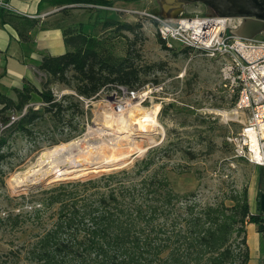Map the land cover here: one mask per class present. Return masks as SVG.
Here are the masks:
<instances>
[{
    "label": "trees",
    "instance_id": "16d2710c",
    "mask_svg": "<svg viewBox=\"0 0 264 264\" xmlns=\"http://www.w3.org/2000/svg\"><path fill=\"white\" fill-rule=\"evenodd\" d=\"M0 22L16 31L24 50L32 45L30 32L39 20L2 10ZM95 24L108 35L87 34L82 23L62 28L68 51L42 58L38 69L47 79L42 88L24 81L13 88L14 99L0 93L1 176L3 163L12 156L11 141L18 136L30 138L45 117L54 125H66L76 113H83L80 99L90 101L118 87L129 92L144 87L146 72L131 52L136 40L125 34L134 36L141 26L114 18ZM158 43L165 48L160 39ZM53 83L71 89L79 100L72 94L58 99L48 88ZM152 151L132 172L65 182L44 192L30 215L39 225L38 232L21 246L1 252L0 264H248L245 228L255 225L264 241V215L259 206L257 213L250 212L247 188H231L215 202L200 203L195 192L180 195L160 167L152 168L163 157ZM261 172L258 198L264 192ZM46 209H53L48 225H44ZM15 216L21 223L22 214Z\"/></svg>",
    "mask_w": 264,
    "mask_h": 264
},
{
    "label": "rangeland",
    "instance_id": "374dc122",
    "mask_svg": "<svg viewBox=\"0 0 264 264\" xmlns=\"http://www.w3.org/2000/svg\"><path fill=\"white\" fill-rule=\"evenodd\" d=\"M118 2L133 10L157 15H163L161 7H168L164 0H119ZM166 10L169 12L171 9ZM196 11L206 14L200 4H190L184 8L185 14ZM86 12L83 13L82 19L77 17L72 18V21L81 19L80 21L84 23L83 31L94 36L108 35L109 32L102 34L99 27L95 29L94 26L89 25L88 21L96 22L114 18L120 22L141 26L140 31L134 36L125 34L129 40H136L131 52L138 56L135 63L142 66L146 72L142 77L144 89L140 94H146L148 91L151 93L147 94L148 97L146 96L141 102L133 100L128 105L138 103L145 109L158 107L156 120L162 135H156L155 142L146 138L132 139L138 145L141 143L139 146L144 151L130 156L126 166L96 170L77 179L53 175L45 179L46 181L50 179L47 183L53 184L36 189L34 188L45 180L16 185L15 177L32 167L43 152L55 146L75 142L83 149L89 145H101L105 148V144L119 138L112 132L104 134V137L99 136L101 130L106 129L101 124L100 118L112 112L118 118L120 114L124 116L123 118L128 115V105L120 109V113L115 111L116 101L122 99L124 102L130 99L126 92L103 91L88 101L79 100L66 86L57 83L49 84L48 88L58 99L62 95H74L81 102L80 108L83 113H76L74 119L68 120L66 125H54L51 118L47 116L37 125L30 138L18 136L13 142L11 141L12 156L3 163L1 167L3 175H0V253L15 249L33 239L39 225L30 219V215L37 207V202L43 198L44 192L65 182L76 180L84 182L102 175L123 171L132 172L151 150H153L152 155L163 156L152 168L160 167L170 181L172 189L180 195L195 192L198 202L212 203L231 188L237 190L247 188L248 190L249 187H256L258 197L257 183L262 177L261 169L243 160L234 159L231 147L226 141L231 131L239 130V125L233 124L229 127L220 117L208 114L210 110L229 107L231 104L227 89L219 85V66L198 52L182 48L177 44L172 50L163 48L158 43L155 25L148 17L96 12L92 13L87 20ZM36 77V84L40 89L46 84L47 79L43 75H36ZM159 84H163L162 91L146 87ZM33 98V101H38L37 97ZM121 142L124 147L131 146L129 141L122 139ZM67 179L72 180L64 181ZM59 181L64 182L57 183ZM251 203V209L256 211L254 201ZM18 213L22 214L21 223H18V217L15 216ZM52 213L53 209L45 210L44 225L52 221ZM246 235L249 243L252 244L253 235L250 231L246 232ZM262 248L264 251V241H262ZM259 264H264V256Z\"/></svg>",
    "mask_w": 264,
    "mask_h": 264
},
{
    "label": "built area",
    "instance_id": "2783aa9c",
    "mask_svg": "<svg viewBox=\"0 0 264 264\" xmlns=\"http://www.w3.org/2000/svg\"><path fill=\"white\" fill-rule=\"evenodd\" d=\"M118 1L82 4L81 7L102 13L148 17L167 50H172L177 44L215 62L219 66V85L227 89L231 104L210 110L208 114L220 117L229 127L239 125V130L231 131L226 138L232 157L264 171V30L255 38L245 40L234 35L243 22L242 18L200 14L197 11L185 14L183 9L177 18L172 19L170 16L136 11ZM146 87L163 90V84ZM141 90L129 92L122 87L115 89L114 93L123 91L130 96L124 102L122 99L116 101L115 111H119V107L124 109L130 101L141 102L151 93L148 91L141 95Z\"/></svg>",
    "mask_w": 264,
    "mask_h": 264
},
{
    "label": "crops",
    "instance_id": "0c3cea01",
    "mask_svg": "<svg viewBox=\"0 0 264 264\" xmlns=\"http://www.w3.org/2000/svg\"><path fill=\"white\" fill-rule=\"evenodd\" d=\"M82 4H59L57 0H0V13L2 10L13 14L26 16L39 20L30 36L32 45L24 50L19 42L16 31L8 24L0 22V93L14 99L13 88H20L24 81L33 83L37 88L36 75H43L38 67L44 56H58L68 50L63 41L62 28L84 24L80 20L86 12ZM64 10V11H63ZM87 20L96 11L89 10ZM96 15V14H95ZM81 18L72 21V18ZM89 25L96 26L95 22ZM256 187L248 189V203L250 212H258V197ZM254 201L256 211L251 209ZM246 232L250 231L254 237L253 243H249L246 235V243L249 250L248 264H259L264 256L262 237L257 232L256 226L246 225Z\"/></svg>",
    "mask_w": 264,
    "mask_h": 264
},
{
    "label": "bare ground",
    "instance_id": "6f19581e",
    "mask_svg": "<svg viewBox=\"0 0 264 264\" xmlns=\"http://www.w3.org/2000/svg\"><path fill=\"white\" fill-rule=\"evenodd\" d=\"M128 106V115L125 118L121 114L120 118H118L113 112L106 113L100 118L101 124L106 129H102L99 136L104 137V134L112 132L113 134H117L119 139L113 142L109 141L110 143L105 144V148L101 145H89L83 149L80 147V144L75 142L55 146L43 152L32 167L18 174L14 179V183L21 186L28 182L43 181L53 175L77 179L94 171L96 172V170L126 166L130 161V156L144 151L139 146L141 143L138 145L132 139L146 138L155 142L156 135H162V131L156 120L158 107L145 109L140 104L138 105V103ZM121 108L119 107V113ZM122 139L126 142H131V146H122L123 142L120 143ZM100 141L103 140L100 139ZM49 181L45 180L44 182Z\"/></svg>",
    "mask_w": 264,
    "mask_h": 264
},
{
    "label": "water",
    "instance_id": "95a60500",
    "mask_svg": "<svg viewBox=\"0 0 264 264\" xmlns=\"http://www.w3.org/2000/svg\"><path fill=\"white\" fill-rule=\"evenodd\" d=\"M112 2L115 0H106ZM120 1H135V0H120ZM180 1L190 3H201L209 8L217 16L229 17V18H242L243 22L241 26L234 32V35L238 38L251 40L260 35L264 30V0H168V7L166 9H174L170 18L175 19L181 13ZM6 122V118L2 119V124ZM68 181V180H64ZM64 181H59L61 183ZM53 184L42 182L36 188H41L46 185ZM259 211L264 214V192L260 194L258 198Z\"/></svg>",
    "mask_w": 264,
    "mask_h": 264
},
{
    "label": "flooded vegetation",
    "instance_id": "af4514ba",
    "mask_svg": "<svg viewBox=\"0 0 264 264\" xmlns=\"http://www.w3.org/2000/svg\"><path fill=\"white\" fill-rule=\"evenodd\" d=\"M179 1V0H178ZM164 2L166 3V5L168 4V0H164ZM181 6L180 8L183 10L186 6H189L190 4H195V3H190V2H184V1H180ZM196 4H200L202 6V8L204 9V12L206 14H215L211 8H209L208 6L201 4V3H196ZM168 6V5H167ZM177 9H171L169 12H166L167 10H165V7H161V13L164 15L169 16L170 14H172L173 11H176ZM166 12V13H165Z\"/></svg>",
    "mask_w": 264,
    "mask_h": 264
}]
</instances>
